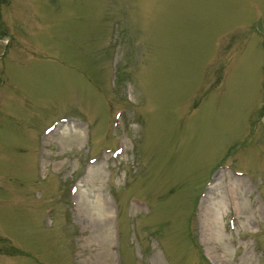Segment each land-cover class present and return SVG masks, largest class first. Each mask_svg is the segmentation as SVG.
Returning <instances> with one entry per match:
<instances>
[{"label": "rangeland", "instance_id": "1", "mask_svg": "<svg viewBox=\"0 0 264 264\" xmlns=\"http://www.w3.org/2000/svg\"><path fill=\"white\" fill-rule=\"evenodd\" d=\"M0 264H264V0H0Z\"/></svg>", "mask_w": 264, "mask_h": 264}, {"label": "trees", "instance_id": "2", "mask_svg": "<svg viewBox=\"0 0 264 264\" xmlns=\"http://www.w3.org/2000/svg\"><path fill=\"white\" fill-rule=\"evenodd\" d=\"M194 247H195V248H197V246H196V245H195ZM202 260H203V261H206V260H204V259H202Z\"/></svg>", "mask_w": 264, "mask_h": 264}]
</instances>
